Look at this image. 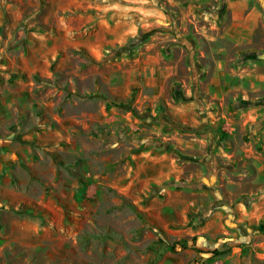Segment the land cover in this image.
<instances>
[{"label": "rangeland", "instance_id": "1", "mask_svg": "<svg viewBox=\"0 0 264 264\" xmlns=\"http://www.w3.org/2000/svg\"><path fill=\"white\" fill-rule=\"evenodd\" d=\"M223 1L237 0H0V176L35 197L18 207L0 198V228L13 216L37 227L0 264H222L234 253L240 199L221 173L199 183L195 199L176 177L123 192L133 155L172 151L179 126L193 127L172 109L191 99L209 106L189 59L163 97L154 86L172 47L195 49V28ZM151 47L164 59L146 62ZM181 239L187 247L172 249Z\"/></svg>", "mask_w": 264, "mask_h": 264}, {"label": "crops", "instance_id": "2", "mask_svg": "<svg viewBox=\"0 0 264 264\" xmlns=\"http://www.w3.org/2000/svg\"><path fill=\"white\" fill-rule=\"evenodd\" d=\"M223 3L220 11L217 6L215 14L206 13L203 17L206 21L195 28L192 39L195 49L189 47L187 53L180 44L172 47L169 69L159 74L154 86V96L163 97V88H171L178 81L177 76L186 67L187 59L194 71L197 67L200 70L199 84L194 85V92L199 89L206 97V103L210 102L209 106L203 108L198 100L191 99L186 103L179 102L180 105L172 109L179 120L193 126L185 130L180 125L171 138L174 149L184 156L181 158L176 152L155 149L133 155L125 165L123 192L130 195L137 183L146 182L150 186L176 177L185 179L186 185L193 188L195 199L202 192L199 183H205L207 176L212 182L221 173L222 180L226 181V193L230 187V192L240 199L238 226L233 238L235 251L221 262L264 264V2L237 0ZM146 57V62L154 64L156 60L164 59L161 51L156 54L152 47ZM241 101L251 104L235 107ZM211 106H217V110ZM202 121L204 123L200 124ZM216 123L218 130L225 133L223 137H216ZM13 160L11 157L7 162L10 164ZM220 161L230 162V165L218 171ZM181 192L179 190L178 194ZM0 198L12 207H18L24 200L35 199L32 188L29 191L21 189L13 183L10 173L0 176ZM43 203L49 206V202L43 200ZM197 204L192 200L186 202V207ZM210 204L209 198L207 206ZM225 208L221 214H227L229 206ZM2 212L6 214L8 210ZM1 220L0 257L13 242L29 244L27 233L34 235L37 228L36 222L26 217H6V222L2 217ZM187 220V210L180 212V221ZM161 227L169 229V224L163 222ZM245 248L254 251L256 257L247 259Z\"/></svg>", "mask_w": 264, "mask_h": 264}, {"label": "trees", "instance_id": "3", "mask_svg": "<svg viewBox=\"0 0 264 264\" xmlns=\"http://www.w3.org/2000/svg\"><path fill=\"white\" fill-rule=\"evenodd\" d=\"M251 103H247L246 101L243 102L241 101L238 104H235V107H246L248 105H250ZM181 131H185L184 129H180ZM225 135V133H223V136ZM170 150L175 151L181 158L184 156L182 155L180 152L176 151L174 148L169 147ZM193 239H196V236L193 237ZM176 245H179L181 248H186L187 244H186V239H181L178 241H175L172 245L171 248L174 249L176 247Z\"/></svg>", "mask_w": 264, "mask_h": 264}]
</instances>
